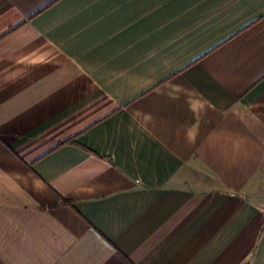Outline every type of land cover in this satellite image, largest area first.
Instances as JSON below:
<instances>
[{
  "label": "crops",
  "instance_id": "0c3cea01",
  "mask_svg": "<svg viewBox=\"0 0 264 264\" xmlns=\"http://www.w3.org/2000/svg\"><path fill=\"white\" fill-rule=\"evenodd\" d=\"M0 264H264V0H0Z\"/></svg>",
  "mask_w": 264,
  "mask_h": 264
}]
</instances>
